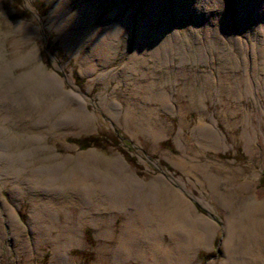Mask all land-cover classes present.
I'll return each instance as SVG.
<instances>
[{
    "label": "rangeland",
    "instance_id": "rangeland-1",
    "mask_svg": "<svg viewBox=\"0 0 264 264\" xmlns=\"http://www.w3.org/2000/svg\"><path fill=\"white\" fill-rule=\"evenodd\" d=\"M18 1L0 0V73H3L0 90L6 89V81L22 84L10 94L9 102L0 100V264H165L167 259H174L176 243L187 246L195 240L186 231L180 232L177 242L172 239L164 224L169 210L162 199L158 211L150 202L142 220L133 219L134 208L95 210L82 217L83 208L78 201H70L69 194L65 193L62 198L39 193L31 196L25 183L10 175V171H17L25 162L26 168L33 165L25 148L12 144V140L20 141L21 137L28 136L13 120L26 119L27 110L19 106L15 97L18 99L34 86L30 71L41 64L46 71L57 73L65 91L77 89L86 101V111L92 115V123L81 130L70 127L48 132L44 126L36 128L34 132L48 147L62 156L73 157L93 150L102 160L101 168H105L103 161L112 162L121 157L129 166V173L144 182L146 188L154 184L159 201L163 185L184 194L200 214L218 226L213 246L201 245L189 264H264V254L251 240L255 227L252 231L239 229L238 240L233 245L228 244L226 233L227 218L233 212L234 216L244 218L248 204L257 206L264 222V73L258 63L255 65L249 59L258 27L257 13L264 16V0H255L259 10L255 9L256 14L246 18L242 29L235 20L238 10L234 0H209L210 4L207 0H193L197 6L201 5L192 9L201 13L199 19L191 15V0H170V6H165V17L158 25L165 24L167 19L170 31L174 27L178 29L181 35L178 54L166 57L167 63L160 64L159 54L152 57L146 53V62L139 60L134 67L138 72H128L131 80L122 82L116 74L137 49L136 28L129 36H122L118 51L106 68L87 72L82 57L95 62L96 58L88 55L90 41L101 34L99 29L103 25L114 20L107 16L115 7L124 3L134 5L137 0L100 3L102 17L84 32L72 19L73 12L82 5L81 0H20L23 6L16 8ZM148 1L152 0H143ZM142 7L135 14L136 25ZM21 10H25L24 15L15 19ZM229 10L233 11L235 21L228 26L232 41L226 39L214 44L216 21ZM126 12L124 9L118 16ZM188 15L189 23L194 19L210 20L212 44L204 40L203 30L186 31L181 25L180 19ZM63 21L65 27L59 28ZM191 26L195 28L194 24ZM242 37L245 39L242 45L233 40ZM33 50H38L35 57L30 62L23 61ZM201 50L203 59L199 57ZM222 54L232 59L234 68L222 69ZM144 71L148 72L145 77ZM205 74L216 81L205 82ZM25 77L30 84L24 82ZM161 91L170 98L172 112L162 108ZM113 93L120 103L118 111H114L117 118L107 111ZM155 93L159 96L156 100ZM193 96L196 100H192ZM144 112L161 116L166 123L164 129L160 130V124L154 126L150 114L145 120L149 121L146 128L131 119ZM202 120L219 130L221 144H216V133H204L208 138L202 142L196 128ZM169 154L177 162L186 158L189 164L179 167L166 159ZM208 176H218L221 192L227 191L234 197L235 209L224 203L210 185ZM17 186L22 191L20 195L13 191ZM138 197L151 196L146 190ZM41 199L44 205L48 200L56 204L58 224L50 231L55 211L47 212L44 206H36ZM12 210L21 224L16 234L9 223ZM35 210L38 220L33 218ZM239 225L243 228L242 220ZM121 231L125 239H133L129 240L128 248H122L119 242ZM259 233L264 239V230L260 228ZM257 243L264 245L259 237Z\"/></svg>",
    "mask_w": 264,
    "mask_h": 264
},
{
    "label": "bare ground",
    "instance_id": "bare-ground-1",
    "mask_svg": "<svg viewBox=\"0 0 264 264\" xmlns=\"http://www.w3.org/2000/svg\"><path fill=\"white\" fill-rule=\"evenodd\" d=\"M73 0H67L70 2ZM79 1V0H78ZM170 0H152L151 2H143V0H137L134 5L129 3H124L121 6H117L113 11L107 16L113 18V21L107 22L99 30L100 35L94 37L89 43V53L95 59V62L89 61L86 57H82V61L86 63L85 71L94 72L99 69V67L106 68L110 64L118 51V44L122 41V36H129L132 31L137 29V36L139 42L137 43V49L132 55L133 58L130 59L126 66L119 69L116 77L120 82L131 80V73L128 72H138L135 65H137L139 60L146 62L144 56L149 54V56L155 57V55H160L161 62L167 63L166 57L171 56L172 58L175 54H178L181 38L180 32L176 27L169 29L167 26L168 20L165 24L158 25L162 19L165 17V6H170ZM175 1V0H174ZM177 1V0H176ZM184 1V0H183ZM249 1V2H248ZM106 0H91V1H80L79 8L73 12L72 19L75 20L74 24L79 25L82 31H86L97 19L102 17L103 9L100 7V3H104ZM191 15L199 17L201 13L197 9L192 10L195 1L191 0ZM169 3V4H168ZM208 4L211 1L207 0ZM236 9L238 12L235 15V20L239 23V29L244 27V21L246 18L255 13L254 11L259 10L255 6V0H234ZM185 6V4H183ZM142 7V14L137 23L135 24V14ZM200 7L201 5L198 4ZM196 5V7H198ZM207 7V5H204ZM127 9V12L123 16H118V14ZM261 10V9H260ZM233 11L229 10L223 13V18L217 19L218 27L214 29L213 43H223L224 40L228 39L232 41V34L228 32L229 24L235 22L232 16ZM187 15V14H186ZM240 15V17H239ZM118 16L116 19L115 17ZM190 15L180 19L181 25L184 26L186 31L203 30L205 34L204 40L210 44V20L205 19L204 21H198L194 19L192 23H189ZM258 27L254 39L253 50L251 53V58L256 65L259 64L260 70L264 73V16L257 13ZM199 19V18H198ZM64 21L59 24V28H63ZM199 23H203L202 26ZM194 24L195 28L191 25ZM26 29V27H24ZM27 29L32 30L31 26H27ZM188 34V32H187ZM227 34V35H226ZM191 36L189 32L188 36ZM199 40V37L197 38ZM227 40V41H228ZM236 43L242 45L244 44V38H234ZM257 47V50H255ZM38 50H33L26 54L23 58L25 62L31 61ZM174 54V55H173ZM204 51L201 50L199 53L200 59H203ZM223 64L222 69L234 68V62L229 56L224 57L221 55ZM148 72L144 71L143 77L147 75ZM1 75L3 73H0ZM30 75H33V87L31 86L30 91L23 92L16 100L19 102L21 108H26V119L25 117L13 120L16 121L17 127L22 131H26L27 137H21L20 141L12 140V144H16L19 147H24L25 151L28 153V157L32 159L31 167H27L25 162L22 166H18L17 171H10V175H15L17 179L22 180L25 183V189L29 195L35 196L36 193L46 195L54 194L58 198L61 196L69 194L70 201H78L83 211L81 216H85L86 213L97 211V210H107L110 208L114 209H130L134 208L133 219L141 220L145 217V211L149 210L150 202L152 207L158 208L161 206V199L166 205V209L169 213L166 215V223H164L168 228L166 229L171 235L172 239L177 242L180 238V232H188L193 239L191 245H183L180 242L176 243L173 251V260L167 259L165 264H189L190 261L196 257V251L201 245L213 246L216 231L218 229L217 224L205 215L198 212L196 207L190 202V200L181 192L169 185H163L160 187V201L159 195L154 187L146 188L144 182H142L138 177L129 173V166L124 160L119 157L116 160L110 162L105 160V168H101L103 165L101 158L97 155L95 151H88L87 153H78L76 157L73 156H62L54 152V148L48 147L43 139L40 138L34 131L36 128L44 126L45 130L48 132H55L58 130H64V128H78L79 130L87 128L92 123V115L86 111V101L79 94L77 89L71 88L69 91L64 90L63 82L60 80L59 76L55 72L46 71L44 66L41 64L38 67L30 71ZM32 76V77H33ZM25 83H29L28 77H25ZM203 80L208 82L209 80L216 81L213 76L205 74ZM248 81V80H247ZM7 86L5 90H0V100L9 102L11 98L10 94L18 90L19 86H22L20 82L17 84H12L10 81H6ZM221 83V82H220ZM249 83V82H248ZM152 86L154 84L151 83ZM114 93L110 95L111 100L108 103L107 111L113 117L117 118L115 110L118 111L120 108V103L117 102L116 98L113 97ZM154 100L158 99V94H153ZM196 100L192 97V100ZM160 103L162 108L172 112L173 105L170 102L168 95L161 91L160 92ZM150 114V116H149ZM154 115V116H153ZM150 118H149V117ZM147 117L152 121L154 126L160 124V130H163L166 126L165 121L158 114L153 112H148L147 115L144 112L142 116H133L134 122H137L143 128L148 127L145 121ZM154 117V118H153ZM130 118V117H129ZM128 118V119H129ZM199 136L204 143L208 138L204 133H216L217 139L216 144H221L222 137L220 136L219 130L213 125H207L206 123L200 121L196 126ZM78 130V131H79ZM77 131V132H78ZM155 136V135H154ZM206 146V145H205ZM31 155V156H30ZM166 159L179 167H186L189 161L186 158H180L177 162L175 158L167 155ZM27 160V162H28ZM68 171V174H67ZM218 176L211 177L208 176L210 185L215 189V191L220 195L221 199L230 208H234L233 200L234 197L227 191L221 192L219 188ZM19 186L13 188L15 195L22 194ZM148 190L151 199L143 197L139 199V195L146 193ZM162 192V193H161ZM138 197V198H137ZM39 199V198H38ZM41 199L40 203L36 206H44L43 210L52 212L54 214L51 221V226L49 231L55 227L57 222L56 216V204L50 202V200L44 201ZM47 202V204H46ZM160 203V204H159ZM249 210L246 212L244 218L234 216V212L227 218V241L228 244L233 245L235 240H238L239 229H249L254 233L251 236L252 243L257 245L259 252L264 254V245L258 244V237L260 241L264 244V239L259 235L260 228L264 230V222L261 221L263 213L256 209L257 206L248 204ZM242 211L239 208V212ZM147 212V211H146ZM36 214L38 211L35 210L33 218L37 219ZM238 218V219H236ZM1 219V217H0ZM236 219V220H235ZM38 220V219H37ZM239 220H242L243 228L241 225L238 226ZM108 222V221H107ZM106 222V223H107ZM9 223L12 231L16 234L21 230V224L18 222V217L12 210L9 212ZM130 220L127 221V225ZM110 224V222H108ZM125 227L122 229V231ZM237 229V232H236ZM46 230V229H44ZM48 231V232H49ZM122 231L119 234V242L122 248H128L129 240L122 235ZM180 243V244H179ZM156 246V244H154ZM250 250H253L252 246H249ZM168 252V251H167ZM67 255V254H66ZM160 264H164L160 263Z\"/></svg>",
    "mask_w": 264,
    "mask_h": 264
},
{
    "label": "trees",
    "instance_id": "trees-1",
    "mask_svg": "<svg viewBox=\"0 0 264 264\" xmlns=\"http://www.w3.org/2000/svg\"><path fill=\"white\" fill-rule=\"evenodd\" d=\"M18 3H19V4L16 5V8H21V7L23 6V3H21L20 0L18 1ZM24 11H25V10H23V11L21 10L20 12H22V13H20V12L17 13V15L15 16V19L22 17V16L24 15V14H23Z\"/></svg>",
    "mask_w": 264,
    "mask_h": 264
}]
</instances>
